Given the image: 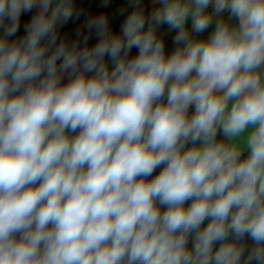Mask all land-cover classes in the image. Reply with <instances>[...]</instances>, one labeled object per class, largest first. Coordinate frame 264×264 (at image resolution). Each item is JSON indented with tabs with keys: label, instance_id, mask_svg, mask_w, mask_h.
Listing matches in <instances>:
<instances>
[{
	"label": "clouds",
	"instance_id": "obj_1",
	"mask_svg": "<svg viewBox=\"0 0 264 264\" xmlns=\"http://www.w3.org/2000/svg\"><path fill=\"white\" fill-rule=\"evenodd\" d=\"M128 3L0 0V264H264V0Z\"/></svg>",
	"mask_w": 264,
	"mask_h": 264
},
{
	"label": "trees",
	"instance_id": "obj_2",
	"mask_svg": "<svg viewBox=\"0 0 264 264\" xmlns=\"http://www.w3.org/2000/svg\"><path fill=\"white\" fill-rule=\"evenodd\" d=\"M120 1V7L117 11L112 12V13H105L101 8L96 6L91 0H74L75 8L77 11H80L82 15L79 17V19H72L63 27L59 28V37L60 39L66 40L67 42H75L77 40L81 41V46H84L82 41H83V36L88 35L89 41H88V46H94L95 43L98 42V37L95 35L94 30L92 32H89V30L85 27V21L96 15H106L109 19V25L110 28L114 33H119L121 25L123 21L126 19L127 15L133 10L131 6H129V3L127 0H119ZM143 11L145 12V15L147 16L149 13L146 10V8L142 7ZM121 9H125L126 11L124 12L123 15L120 14ZM39 9H32L31 11L28 12H22L20 21H19V30L16 33L14 37H11L9 39L15 40L22 38L25 35V25L31 21V18L38 13ZM77 29H80V35H77ZM157 34L159 37L163 38L166 40V36L162 33H160L157 30ZM59 42V41H58ZM138 50L137 49H132L131 55L137 54ZM167 54V53H166ZM166 103V98L164 100ZM195 111V108L193 106H190L189 108V115H192ZM222 134L218 133V139H222ZM247 151L244 153V156H247ZM163 165L156 168L152 174V176L148 177V180L153 179L156 175L159 174V172L162 170ZM191 200L186 201L185 207L187 208L191 204ZM163 210V207L162 209ZM209 221L205 220L204 224L202 227H205ZM246 242L248 243L249 246H251L252 242L250 239L246 238ZM189 247H191V240L189 241ZM216 247H219V244L216 245Z\"/></svg>",
	"mask_w": 264,
	"mask_h": 264
},
{
	"label": "crops",
	"instance_id": "obj_3",
	"mask_svg": "<svg viewBox=\"0 0 264 264\" xmlns=\"http://www.w3.org/2000/svg\"><path fill=\"white\" fill-rule=\"evenodd\" d=\"M96 6H98L99 8H101L105 13H112L115 12L119 9L120 7V1L119 0H110V3L108 4L107 7L104 6V0H91ZM128 1V0H127ZM75 5V4H74ZM142 7L146 8V10L148 11V13L150 14L151 10L153 7L157 6L154 4V0H141V5ZM33 9H38V8H33ZM209 13H211V11L207 10ZM228 13L225 12L223 14V18L224 19H228ZM5 23H7V21H5ZM231 23L235 24L236 21L233 18ZM147 26V25H146ZM189 29H191V19L189 18L187 25H186ZM215 28V21L213 22L212 25H210V27L203 33L200 34H194L196 35L197 39H207L211 33L214 31ZM160 33L164 34L166 36V53L167 54H171L174 50L176 45L173 43V38L175 36V30H170L168 28L167 25H161L158 29H157ZM0 35H3V30L0 29ZM105 60L109 63V66L111 67V61L109 60L108 57H105ZM64 83H66L67 81H63ZM194 107V106H193ZM78 134V133H76ZM75 135V134H72Z\"/></svg>",
	"mask_w": 264,
	"mask_h": 264
},
{
	"label": "built area",
	"instance_id": "obj_4",
	"mask_svg": "<svg viewBox=\"0 0 264 264\" xmlns=\"http://www.w3.org/2000/svg\"><path fill=\"white\" fill-rule=\"evenodd\" d=\"M208 10L212 12V8H211V6L208 8Z\"/></svg>",
	"mask_w": 264,
	"mask_h": 264
}]
</instances>
